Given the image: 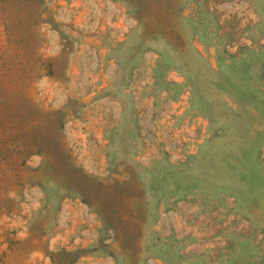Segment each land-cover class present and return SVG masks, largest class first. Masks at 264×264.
<instances>
[{"label": "rangeland", "instance_id": "rangeland-1", "mask_svg": "<svg viewBox=\"0 0 264 264\" xmlns=\"http://www.w3.org/2000/svg\"><path fill=\"white\" fill-rule=\"evenodd\" d=\"M0 264H264V0H0Z\"/></svg>", "mask_w": 264, "mask_h": 264}]
</instances>
